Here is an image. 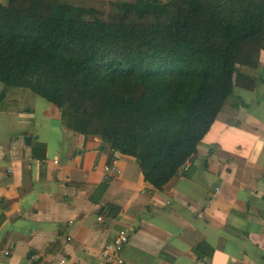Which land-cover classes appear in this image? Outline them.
Returning <instances> with one entry per match:
<instances>
[{"label": "crops", "instance_id": "crops-1", "mask_svg": "<svg viewBox=\"0 0 264 264\" xmlns=\"http://www.w3.org/2000/svg\"><path fill=\"white\" fill-rule=\"evenodd\" d=\"M234 79L197 152L160 191L132 158L65 131L29 90L0 103V264H264V82ZM4 91L0 84V93ZM120 175L105 172L112 167ZM106 189L99 192L100 186Z\"/></svg>", "mask_w": 264, "mask_h": 264}, {"label": "trees", "instance_id": "trees-1", "mask_svg": "<svg viewBox=\"0 0 264 264\" xmlns=\"http://www.w3.org/2000/svg\"><path fill=\"white\" fill-rule=\"evenodd\" d=\"M132 2L105 22L57 0L0 5V103L29 90L65 131L132 158L160 191L196 154L234 79L254 86L264 0Z\"/></svg>", "mask_w": 264, "mask_h": 264}, {"label": "rangeland", "instance_id": "rangeland-1", "mask_svg": "<svg viewBox=\"0 0 264 264\" xmlns=\"http://www.w3.org/2000/svg\"><path fill=\"white\" fill-rule=\"evenodd\" d=\"M58 5H66L75 9L91 12L88 19H98L101 21L107 20L118 10V6L131 5L132 0H57ZM9 0H0V5L7 6ZM120 8V7H119ZM258 77L261 82H264V52L260 51L257 56ZM18 90H9L8 95L17 93Z\"/></svg>", "mask_w": 264, "mask_h": 264}, {"label": "built area", "instance_id": "built-area-1", "mask_svg": "<svg viewBox=\"0 0 264 264\" xmlns=\"http://www.w3.org/2000/svg\"><path fill=\"white\" fill-rule=\"evenodd\" d=\"M105 172H111L113 175H120L119 171L112 167H104ZM129 242V236L127 232L120 231L107 243L102 251L100 259L105 264H121L122 262L117 258L125 245ZM57 264H66L64 261H59Z\"/></svg>", "mask_w": 264, "mask_h": 264}]
</instances>
